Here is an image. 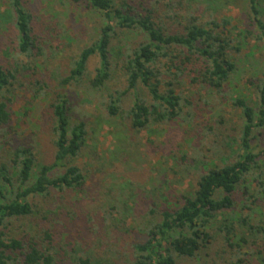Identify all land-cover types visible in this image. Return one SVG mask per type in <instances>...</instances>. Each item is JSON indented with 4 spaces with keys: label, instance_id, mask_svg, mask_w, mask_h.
<instances>
[{
    "label": "trees",
    "instance_id": "obj_1",
    "mask_svg": "<svg viewBox=\"0 0 264 264\" xmlns=\"http://www.w3.org/2000/svg\"><path fill=\"white\" fill-rule=\"evenodd\" d=\"M57 1L98 19L90 41L78 47L64 69L59 68V91L50 104L51 121L47 126L51 145L48 161L39 160L26 144L15 146L13 140L0 158V264H115L79 244L74 245L71 256L65 247L59 250L57 262L54 252L41 244L44 237L49 240L53 235H22L14 227L42 214L41 222L60 223L66 216L71 223L82 220L87 231L97 232L99 227L110 225L118 212L115 205L105 207L102 202L93 213L68 210L73 209L70 204L77 207L86 195V176L77 159L89 134L88 124L72 114L68 88L86 84L102 96L100 105L109 119H121L135 132L186 121L183 102L188 101L178 92L184 81L224 94L236 72L232 55L241 52L250 40L252 27L260 34L258 41H264L261 0H242L247 6L243 28L231 26L226 18L202 22L193 11L199 4L196 0ZM0 21V137L7 146L6 139L13 130L10 104L14 89L23 72L37 71L31 64L34 66L35 58L43 54L36 33L42 24L38 26L25 0H0ZM123 35H133L136 40H125ZM65 46L69 44L60 43L59 52H65ZM92 59L97 62L89 75ZM256 73L252 83L256 101L242 95L231 98L232 106L239 111L238 123L233 126L236 138H228L231 128L223 117L218 119L223 127L219 144L225 154L221 163L201 169L191 190L176 202L154 204L156 208L150 210L149 220L138 232L143 240L130 245L125 264L196 263L203 259L216 264L220 253L214 257L211 252L218 242L222 254L228 255L220 264H253L252 256L264 254V222L255 223L252 218L254 213H261L253 206L258 197L249 193L250 185L257 183L264 199V149L257 151L253 146L264 130V70L259 68ZM115 80L123 89L109 92V83ZM31 86L36 94L48 88L39 80ZM228 141L237 146L232 152L227 149ZM239 193L244 199L241 210ZM81 194L84 198L70 199V195ZM37 198L41 199L39 205L33 202ZM46 203L62 204L57 207L56 219L41 211ZM50 213L53 215L52 210ZM71 245V241L66 243L67 248Z\"/></svg>",
    "mask_w": 264,
    "mask_h": 264
},
{
    "label": "rangeland",
    "instance_id": "obj_2",
    "mask_svg": "<svg viewBox=\"0 0 264 264\" xmlns=\"http://www.w3.org/2000/svg\"><path fill=\"white\" fill-rule=\"evenodd\" d=\"M25 1L34 12L38 26L42 24L36 28V33L43 54L35 58L34 66L31 64V68H37L35 77L31 72H23L14 89V99L10 104L13 130L6 139L7 146L2 144L0 137V158L4 156L3 151L6 152L9 145L12 146L13 140L15 146L26 144L39 160L48 161L51 145L47 126L51 121L50 104L54 101L55 93L59 91V68L64 69L78 47L90 41L95 29L93 24L98 18L72 5H61L57 0ZM197 1L199 4L195 5L193 11L202 22L210 20L220 22L226 18L230 20L231 26L243 28L246 25L247 6L242 0ZM259 8L264 19V0L260 1ZM259 35L252 27L250 40L241 52L232 55L236 72L231 76L230 84L225 87L226 95L199 89L187 80L184 81L178 92L188 101V104L183 102L185 106L183 114L188 116L185 117L186 121L184 119L169 124L153 125L141 132H135L128 129L125 121L109 119L100 105L103 102L102 96L90 90L86 84L82 87L68 88L72 114L77 119L84 120L89 131L84 150L77 159V164L86 176L84 190L86 195L85 198L83 194L70 195L73 201L77 198H84V201L77 207L70 204L73 209L68 210L93 213L102 202L105 207L115 205L118 212L110 225L99 227L97 232H91L90 229L87 231V226L82 220L71 223L68 217L63 216L60 223L53 220L46 223L39 220L43 217L42 214H36L28 220L14 224L19 234L23 232L32 236L35 232H47L53 235L49 240L44 237L41 244L54 252L57 262L59 250L62 251L65 247L71 256L74 254L72 249H76L74 245L79 244L86 247L85 251L90 249L96 252L97 256L105 255L106 258L115 261V264H125L124 256L130 253V245L143 240L138 232L149 220L147 215L150 210L156 208L154 204L167 206L169 202H176L191 190L201 169L208 164L221 163L225 154L219 144L221 142L219 133L223 132V127L217 123L220 116L227 121V127L232 130L230 136L227 134L228 138H236L233 126L238 123L239 111L232 106L231 98L242 95L250 102L256 101V91L252 83H255L259 68L264 70V41H258ZM122 37L131 42L136 40L133 35ZM62 42L64 45L69 44L65 46V52H59V44ZM7 48H4L3 53ZM7 52L10 53L9 48ZM96 62L92 59L89 75L92 74ZM34 80L47 84L45 93L36 94L31 86ZM122 89V84L117 80L109 83V92ZM231 144L228 141L227 149L232 152L237 146ZM253 146L257 151L264 149V130L262 135L253 141ZM261 191L257 183L250 185L249 193L254 192L253 195L258 197L253 206L261 211L252 215L255 223L264 222V199ZM237 199L240 203L238 209L241 210L244 206L243 195L239 193ZM95 200L99 202L95 203ZM40 201L41 199L37 198L33 202L39 205ZM42 206V212L56 219L54 215L59 213L57 207H61L62 204L46 203ZM51 210L53 215L50 213ZM64 225L67 229H63ZM79 232L84 234L81 235ZM43 236L44 234L42 238ZM70 241L72 245L67 248L66 243ZM218 243L211 252L214 257L216 252L220 253L219 258H216V264L228 258V255L222 254L221 242ZM205 260L196 263L180 260L179 264H210L209 260L208 262ZM250 260L253 264H264V254L252 256Z\"/></svg>",
    "mask_w": 264,
    "mask_h": 264
}]
</instances>
